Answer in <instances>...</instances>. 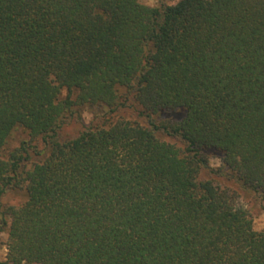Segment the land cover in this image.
<instances>
[{"label": "trees", "instance_id": "16d2710c", "mask_svg": "<svg viewBox=\"0 0 264 264\" xmlns=\"http://www.w3.org/2000/svg\"><path fill=\"white\" fill-rule=\"evenodd\" d=\"M263 193L264 0H0V264H264Z\"/></svg>", "mask_w": 264, "mask_h": 264}, {"label": "rangeland", "instance_id": "374dc122", "mask_svg": "<svg viewBox=\"0 0 264 264\" xmlns=\"http://www.w3.org/2000/svg\"><path fill=\"white\" fill-rule=\"evenodd\" d=\"M141 4L155 7L158 6L161 0H139ZM166 4H174L177 0H163ZM66 92L63 91L60 98H65ZM78 114V115H77ZM75 114L74 118H68L66 120L65 125L62 128L61 135L63 137H70L76 135L83 126H87L89 124H97L98 121L95 119V115L91 110L83 109ZM121 117L134 120L135 117L130 113H121ZM30 140L28 133L22 128H16L10 135L7 140L5 147L1 152V157L3 159H8L9 154L17 149L22 142H28ZM36 146V152L41 151V155L38 156L35 154V151H30L31 161H38L45 154L43 145L41 142L33 143ZM44 152V153H43ZM210 165L212 167H216L219 165V161L217 159H211ZM23 197L21 193L9 191L4 197L3 201L11 204L18 205L22 202ZM242 204L248 208L252 220H253V229L257 232L264 231V193L260 196H244ZM6 241L7 235L5 232L0 233V262L6 259L7 250H6Z\"/></svg>", "mask_w": 264, "mask_h": 264}]
</instances>
